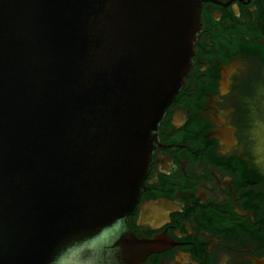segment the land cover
I'll use <instances>...</instances> for the list:
<instances>
[{
    "label": "water",
    "instance_id": "obj_1",
    "mask_svg": "<svg viewBox=\"0 0 264 264\" xmlns=\"http://www.w3.org/2000/svg\"><path fill=\"white\" fill-rule=\"evenodd\" d=\"M201 0H0V264H133L123 226Z\"/></svg>",
    "mask_w": 264,
    "mask_h": 264
},
{
    "label": "flooded vegetation",
    "instance_id": "obj_2",
    "mask_svg": "<svg viewBox=\"0 0 264 264\" xmlns=\"http://www.w3.org/2000/svg\"><path fill=\"white\" fill-rule=\"evenodd\" d=\"M200 19L123 221L154 246L133 264H264V159L249 100L264 82V0H201Z\"/></svg>",
    "mask_w": 264,
    "mask_h": 264
},
{
    "label": "rangeland",
    "instance_id": "obj_3",
    "mask_svg": "<svg viewBox=\"0 0 264 264\" xmlns=\"http://www.w3.org/2000/svg\"><path fill=\"white\" fill-rule=\"evenodd\" d=\"M249 100L253 108H256L254 115L255 118L257 117L255 128L250 131L251 134H255L264 159V82L259 84L258 91Z\"/></svg>",
    "mask_w": 264,
    "mask_h": 264
}]
</instances>
